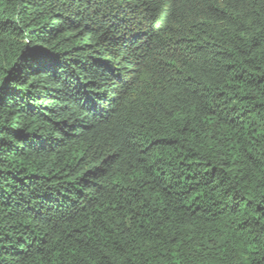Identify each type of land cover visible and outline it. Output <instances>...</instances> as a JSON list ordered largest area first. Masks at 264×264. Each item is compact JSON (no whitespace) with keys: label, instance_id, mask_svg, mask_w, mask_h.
<instances>
[{"label":"trees","instance_id":"16d2710c","mask_svg":"<svg viewBox=\"0 0 264 264\" xmlns=\"http://www.w3.org/2000/svg\"><path fill=\"white\" fill-rule=\"evenodd\" d=\"M0 264H264V0H0Z\"/></svg>","mask_w":264,"mask_h":264}]
</instances>
